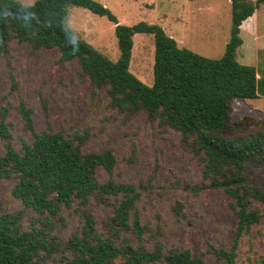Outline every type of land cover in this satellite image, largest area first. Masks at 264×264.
<instances>
[{
  "label": "trees",
  "instance_id": "16d2710c",
  "mask_svg": "<svg viewBox=\"0 0 264 264\" xmlns=\"http://www.w3.org/2000/svg\"><path fill=\"white\" fill-rule=\"evenodd\" d=\"M230 1V37L223 55L213 58L179 46L159 24L121 23L100 0L32 4L0 0V11L7 10L0 15V52L14 40L35 49L56 48L60 62L78 61L91 84L106 90L111 108L127 116L144 112L180 132L183 146L200 158L207 180L186 187L195 193L222 189L233 199L235 237L230 248H213L220 260L217 264H235L241 238L264 219V190L247 174L249 164L264 165V118L231 119L235 99L264 94V77L258 76L254 65L238 60L241 26L264 0ZM21 5L36 17L27 30L15 19ZM69 5L84 6L114 22L121 50L117 61L68 29ZM67 33L76 40L75 52ZM136 33L155 38L153 85L129 69ZM11 78L12 89L19 91L13 74ZM45 108L49 114L47 104ZM17 110L30 134L19 137L20 147L13 143L17 136L9 119L11 109L0 105V138L6 144V152L0 155V179H15L12 194L22 204L10 211L0 207V264H208L189 247L167 249L155 236L156 241L149 243L151 229L139 207L149 185L99 179L100 170L111 176L118 164L112 148L84 150L89 131L70 135L63 130H38L34 109L21 96ZM92 202L111 205L112 214L98 221L90 210ZM183 208L178 203L177 214ZM27 209L33 214L26 216ZM67 209L78 214L80 224L75 233L63 237L56 229L60 222L66 224Z\"/></svg>",
  "mask_w": 264,
  "mask_h": 264
},
{
  "label": "rangeland",
  "instance_id": "374dc122",
  "mask_svg": "<svg viewBox=\"0 0 264 264\" xmlns=\"http://www.w3.org/2000/svg\"><path fill=\"white\" fill-rule=\"evenodd\" d=\"M19 1L32 4L36 0ZM100 1L121 23L159 24L179 46L208 57H221L230 37V0ZM67 27L111 60L119 59L121 50L115 24L107 16L84 6L69 5ZM240 35L243 44L238 48V60L254 65L258 76L264 77V3L244 22ZM133 39L129 69L143 82L153 85L154 35L136 33ZM59 56L56 48L35 49L16 40L7 51L0 52V105L11 109L9 119L17 136L14 145L20 147V136L30 137L17 110L21 96L33 107L38 130H63L70 135L76 130L89 131L84 150L110 147L115 151L118 164L114 173L110 176L100 170V180L112 177L118 182L149 185L139 201L143 221L151 229L149 243L156 241L155 236L165 242L167 249L189 247L208 264L220 262L213 248H230L233 243L237 222L231 206L233 199L222 189L207 188L195 193L187 188L186 185L207 180L203 179L200 158L183 146L180 132L144 112L127 116L111 108L106 90L91 84L78 61L63 63ZM12 74L18 81L19 91L12 89ZM251 118H264V94L232 102V121ZM5 152V141L0 138V155ZM247 174L264 190V165L249 164ZM14 184V178L0 179L2 209L10 211L22 207L12 194ZM178 203H183V213L177 214ZM90 210L100 222L112 214V206L107 204L92 202ZM32 214L26 210V216ZM63 215L66 224L60 222L56 231L68 237L76 232L80 220L73 209L65 210ZM237 252L235 264H264V219L241 238Z\"/></svg>",
  "mask_w": 264,
  "mask_h": 264
},
{
  "label": "clouds",
  "instance_id": "9594fccd",
  "mask_svg": "<svg viewBox=\"0 0 264 264\" xmlns=\"http://www.w3.org/2000/svg\"><path fill=\"white\" fill-rule=\"evenodd\" d=\"M4 12H7V10L0 11V15H4ZM15 19L21 27L27 30L32 27V21L36 19V17H35V13L27 10V5H21L17 9ZM66 37H67V42L72 45L71 48L72 52L77 51L76 40L74 36L71 33H67Z\"/></svg>",
  "mask_w": 264,
  "mask_h": 264
}]
</instances>
